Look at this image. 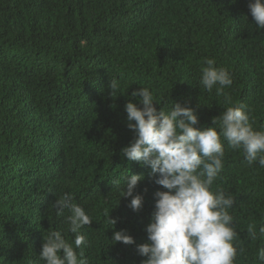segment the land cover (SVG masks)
Instances as JSON below:
<instances>
[{
	"label": "trees",
	"instance_id": "16d2710c",
	"mask_svg": "<svg viewBox=\"0 0 264 264\" xmlns=\"http://www.w3.org/2000/svg\"><path fill=\"white\" fill-rule=\"evenodd\" d=\"M248 3L0 0V264H45L39 252L53 230L73 241L69 211L57 215L54 206L66 192L92 218L81 229L87 244L76 249L87 264L146 259L136 245L147 239L153 193L164 189L149 179V168L121 154L134 136L125 105L133 90L147 87L157 110L187 102L197 126L211 127L232 106L226 94L247 105L253 128L264 131V29L256 30ZM206 57L231 75L224 94L200 83ZM130 173L144 177L134 190L144 198L137 212L130 197H120ZM216 188L234 197V264H260L264 237L253 240L249 228L264 224V167L249 165L225 142ZM121 229L134 244L111 239Z\"/></svg>",
	"mask_w": 264,
	"mask_h": 264
},
{
	"label": "clouds",
	"instance_id": "9594fccd",
	"mask_svg": "<svg viewBox=\"0 0 264 264\" xmlns=\"http://www.w3.org/2000/svg\"><path fill=\"white\" fill-rule=\"evenodd\" d=\"M248 9L256 30L264 29V0H249ZM200 71V83L208 91L215 87L218 94H224V88L232 83L229 71L217 66L214 58H204ZM109 89L111 95L117 83L111 81ZM224 97L232 106L213 118V126L198 127V117L187 102L182 105L171 100L170 109L157 110L160 104L149 88L131 92L125 112L134 136L121 154L129 162L149 168V179L164 189L153 193L154 208L145 227L147 239L136 245L137 253L146 257L141 264H234L238 255L234 241L239 235L229 213L234 197L223 189L213 190V184L223 170L225 142L241 149L249 165L264 167V131L253 128L247 105L234 104L226 94ZM143 179L142 174L124 177L120 197L131 198L128 207L133 212L143 206V196L134 194ZM112 183L119 186L121 181ZM54 206L57 215L69 211L66 221L74 239L69 243L61 231L49 232L39 258L45 264H87L83 252L78 254L76 249L87 244L81 229L91 224L92 218L74 202L71 193H64ZM109 213L114 228L117 220ZM249 235L253 240L264 237V224L250 226ZM111 239L125 245L135 243L124 229L114 231ZM256 256L264 264V247L257 249Z\"/></svg>",
	"mask_w": 264,
	"mask_h": 264
}]
</instances>
